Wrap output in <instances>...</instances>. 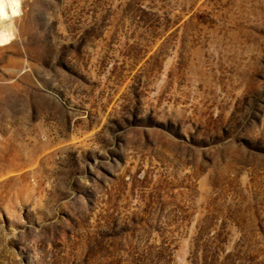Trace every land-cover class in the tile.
<instances>
[{
  "label": "rangeland",
  "instance_id": "1",
  "mask_svg": "<svg viewBox=\"0 0 264 264\" xmlns=\"http://www.w3.org/2000/svg\"><path fill=\"white\" fill-rule=\"evenodd\" d=\"M20 11L0 264H264V0Z\"/></svg>",
  "mask_w": 264,
  "mask_h": 264
},
{
  "label": "clouds",
  "instance_id": "2",
  "mask_svg": "<svg viewBox=\"0 0 264 264\" xmlns=\"http://www.w3.org/2000/svg\"><path fill=\"white\" fill-rule=\"evenodd\" d=\"M21 0H0V45L14 38L12 19L21 14Z\"/></svg>",
  "mask_w": 264,
  "mask_h": 264
}]
</instances>
